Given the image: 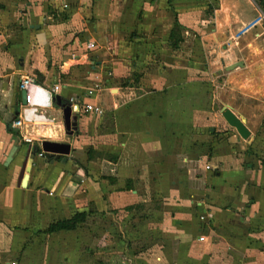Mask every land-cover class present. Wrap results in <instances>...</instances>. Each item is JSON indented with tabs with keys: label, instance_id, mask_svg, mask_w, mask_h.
Wrapping results in <instances>:
<instances>
[{
	"label": "crops",
	"instance_id": "obj_1",
	"mask_svg": "<svg viewBox=\"0 0 264 264\" xmlns=\"http://www.w3.org/2000/svg\"><path fill=\"white\" fill-rule=\"evenodd\" d=\"M263 4L0 0V264H264V24L252 25ZM25 75L36 102L22 98ZM204 82L222 116L231 109L250 131L243 138L223 116L240 150L214 144L210 171L179 162L187 115L204 108L188 99ZM48 92L51 105L38 103ZM66 105L77 116L73 134ZM24 135L71 149H40L20 185ZM78 212L87 213L81 244L80 227L45 231ZM93 228L99 240L115 237L116 249L93 250Z\"/></svg>",
	"mask_w": 264,
	"mask_h": 264
},
{
	"label": "rangeland",
	"instance_id": "obj_2",
	"mask_svg": "<svg viewBox=\"0 0 264 264\" xmlns=\"http://www.w3.org/2000/svg\"><path fill=\"white\" fill-rule=\"evenodd\" d=\"M241 34H242V31L237 34V39L240 38ZM212 85L213 84L210 82H204L203 90L200 92L197 91L198 99L194 97L195 94H193V97L188 99L189 104H192L193 106L200 105L204 108H203L202 117L199 115L196 116L195 114H191V113L187 115V130H186L187 148L185 147L183 149L184 152L180 153V158H181V160L179 161L180 165L186 164L190 168H193V167L198 168L199 163H207L210 165V157L212 156L211 152L213 151V146L216 143H222L221 148H225V149L234 148L236 149L237 152H239L240 150V147L235 146L232 142H229L228 140V137L229 135H231V132H233V130L226 129L227 128L226 126L228 125L223 119L220 106L217 105V103H215V101L213 100V96L211 94L212 89H213ZM191 92L194 93L195 91H191ZM200 95L202 96V100L200 99ZM179 109L182 112L185 111V108L183 107H180ZM211 127H214L215 131H212ZM177 132L178 131H173L172 133L176 134ZM185 156L189 157L190 159L184 161ZM202 159H205V160L202 161ZM207 164H203L204 169L207 171L213 170L212 167L210 169H207L205 167ZM174 166H177L176 162L172 165L173 168ZM152 181L153 179H151L150 176H148V178L143 179V182L145 183L144 186H150ZM146 215L147 213L139 217L140 218L145 217ZM80 228H81L80 230L76 231L75 235H76L77 243L80 242L81 244L80 240H81L82 235L87 234L88 232L85 230L84 225H81ZM86 228L89 229V227H86ZM94 229L95 228H93L92 230L93 232H95V234L92 232V235H93V238H91L92 241L89 240L88 242V244L90 245V247H92V249L93 247H95L96 249H99L98 245H103V244H107L108 245L107 248H110V246H113V248L116 249L115 242H112L114 241L113 238L115 237H111L110 236L111 234L108 233L107 237L104 236L101 238V240H99L97 237L98 228H96L95 231ZM121 250L122 249H120V251ZM82 261L85 262L84 260ZM112 261H115V260H112ZM98 262L99 260L94 259V258H89L87 260V264H98Z\"/></svg>",
	"mask_w": 264,
	"mask_h": 264
},
{
	"label": "water",
	"instance_id": "obj_3",
	"mask_svg": "<svg viewBox=\"0 0 264 264\" xmlns=\"http://www.w3.org/2000/svg\"><path fill=\"white\" fill-rule=\"evenodd\" d=\"M239 65H242V63H240ZM50 95L51 94L48 92L47 99L38 103L47 106L51 105ZM22 98L25 104L28 103V99H30V101L32 102H36L34 99V95L32 93H29L28 90H22ZM62 110L65 128L68 133L73 134L78 128L77 116L73 114V108L70 105L62 106ZM223 116L229 123V125L234 127L243 138L247 139L250 136V131L243 122V120L239 116H237L231 109L226 108L223 111ZM40 149H42L45 153H48L49 155L69 154L71 145L44 141L42 147L37 144L28 147V151L25 156V161L23 163V168L19 177L20 185L25 184L27 182L26 178H28V172L31 171L33 162L36 159V155L39 153Z\"/></svg>",
	"mask_w": 264,
	"mask_h": 264
},
{
	"label": "built area",
	"instance_id": "obj_4",
	"mask_svg": "<svg viewBox=\"0 0 264 264\" xmlns=\"http://www.w3.org/2000/svg\"><path fill=\"white\" fill-rule=\"evenodd\" d=\"M252 1H257L259 2L260 0H252ZM257 4V3H256ZM65 7L68 6V4H64ZM259 10V13L256 17V20L254 22V24H252L253 26L255 25H263L264 24V10ZM91 47H94V44H90ZM33 86H36V81L32 76L29 75H25L20 79L19 82V87L21 90H30V88H32ZM54 91H58V86H55V88L53 89ZM88 95H93L94 94V90L91 88L90 90H88L87 92ZM71 101H74V98H71ZM84 109L86 112H91L94 113L96 115H103L104 114V108L97 104V103H92V102H85L84 103ZM23 125H25L24 123V119L23 118H18L17 120L14 121L13 126L15 128H21ZM24 139L26 142L30 143V145L33 144V137L29 136V135H24ZM42 155V153H41ZM207 169H210L211 166L209 164H207L205 166ZM194 201L190 200V204H192ZM214 217L213 212L208 211V212H204L201 214L200 219L203 220L204 222H208L209 220H211ZM200 240H204V236H200L199 237Z\"/></svg>",
	"mask_w": 264,
	"mask_h": 264
},
{
	"label": "trees",
	"instance_id": "obj_5",
	"mask_svg": "<svg viewBox=\"0 0 264 264\" xmlns=\"http://www.w3.org/2000/svg\"><path fill=\"white\" fill-rule=\"evenodd\" d=\"M86 217V212H78L70 218L60 219L56 222L51 223L45 231L55 232L60 230H75L86 221Z\"/></svg>",
	"mask_w": 264,
	"mask_h": 264
}]
</instances>
